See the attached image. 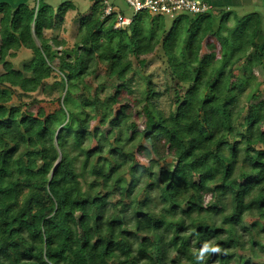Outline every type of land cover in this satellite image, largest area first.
<instances>
[{"label":"trees","instance_id":"16d2710c","mask_svg":"<svg viewBox=\"0 0 264 264\" xmlns=\"http://www.w3.org/2000/svg\"><path fill=\"white\" fill-rule=\"evenodd\" d=\"M39 1L0 3V264H264L263 15L235 18L233 39V14L201 17L166 114L141 72L176 54L182 19L83 18L67 48Z\"/></svg>","mask_w":264,"mask_h":264},{"label":"rangeland","instance_id":"374dc122","mask_svg":"<svg viewBox=\"0 0 264 264\" xmlns=\"http://www.w3.org/2000/svg\"><path fill=\"white\" fill-rule=\"evenodd\" d=\"M38 4V0H36ZM41 2V3H40ZM35 3V2H34ZM66 3L69 10L63 16L60 14L59 8L62 4ZM44 4H48L52 6L55 10L54 14L56 17L55 25L53 28L46 30L45 36L48 38H57L59 40L67 41V48H72L76 36L78 34L82 19H89L100 17L102 18L103 10L105 9V5L100 2L99 0H40L39 5L43 6ZM70 4V5H69ZM116 5L118 6V10H122V12L126 16H133L135 15L134 10L126 3L125 0H116ZM257 12H260L263 15L262 19V27L264 29V4L259 6L256 9ZM148 15V16H147ZM150 14L138 13L135 17L138 18H147ZM151 16V15H150ZM200 16H190L188 14H181L177 17L178 20L182 19L183 26L185 32L182 37V41L180 46L176 50V54L171 58L166 57L161 49H158L156 53L147 57V61L145 64V68L142 70V76L151 77L154 87L157 92L162 94L160 100H158V107L162 109L166 114L172 108V104L174 101L181 100L183 95L186 91V84L189 81H192L195 78L197 63H194L190 57V43H191V35L192 33L196 32L198 26L202 23V17ZM152 18V16H151ZM115 22V17H113ZM177 19H171L170 17H161L160 20L166 24V29L172 27L174 21ZM102 21V20H101ZM237 25V27H236ZM228 31L225 32L223 35L224 37H228L233 39L237 36L240 32L238 28L237 20L232 18L230 22L226 25ZM129 29V28H128ZM193 29L194 31H191ZM229 34V35H227ZM231 35V36H230ZM212 41H216L211 39ZM21 58H25L19 60L15 68L20 69L22 68L23 63L28 59H30L31 52L28 50H23L19 54ZM29 55V56H28ZM23 60V62H22ZM26 61V62H27ZM59 64V60L56 59L55 65ZM246 67L245 63L240 64L237 69L239 70L244 69ZM250 73H254L257 77L261 80L264 77V71L260 69L249 70ZM3 72L2 68L0 67V74ZM140 74L136 75L134 91L138 92L140 88L141 77ZM54 83L53 80L48 81V85H52ZM263 95H261V99H264V86H262ZM48 98L46 94L40 89L37 93L33 94L31 98H25V101L29 103V106L34 110L38 111L39 108L42 106L41 103L38 101L44 100ZM37 101V102H33ZM142 119V118H141ZM141 121V120H140Z\"/></svg>","mask_w":264,"mask_h":264},{"label":"built area","instance_id":"2783aa9c","mask_svg":"<svg viewBox=\"0 0 264 264\" xmlns=\"http://www.w3.org/2000/svg\"><path fill=\"white\" fill-rule=\"evenodd\" d=\"M99 1L105 5L101 20L115 17L114 28L118 30L129 28L138 13L146 12L151 16L177 19L181 14L200 16L212 12V7L202 0H125L135 13L133 16H126L122 10H118L116 0Z\"/></svg>","mask_w":264,"mask_h":264},{"label":"crops","instance_id":"0c3cea01","mask_svg":"<svg viewBox=\"0 0 264 264\" xmlns=\"http://www.w3.org/2000/svg\"><path fill=\"white\" fill-rule=\"evenodd\" d=\"M212 7L211 14L220 16L223 13L233 14V18H246L264 4V0H202ZM35 0H0L16 8L23 4H33ZM232 19V18H231Z\"/></svg>","mask_w":264,"mask_h":264},{"label":"water","instance_id":"95a60500","mask_svg":"<svg viewBox=\"0 0 264 264\" xmlns=\"http://www.w3.org/2000/svg\"><path fill=\"white\" fill-rule=\"evenodd\" d=\"M129 34H131V31H129Z\"/></svg>","mask_w":264,"mask_h":264}]
</instances>
